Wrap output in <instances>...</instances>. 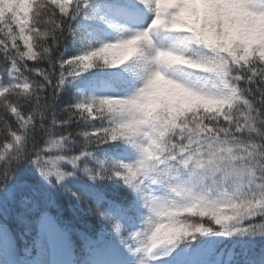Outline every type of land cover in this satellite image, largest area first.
I'll return each instance as SVG.
<instances>
[{"label": "snow or ice", "instance_id": "obj_1", "mask_svg": "<svg viewBox=\"0 0 264 264\" xmlns=\"http://www.w3.org/2000/svg\"><path fill=\"white\" fill-rule=\"evenodd\" d=\"M0 264H264V0H0Z\"/></svg>", "mask_w": 264, "mask_h": 264}, {"label": "trees", "instance_id": "obj_2", "mask_svg": "<svg viewBox=\"0 0 264 264\" xmlns=\"http://www.w3.org/2000/svg\"><path fill=\"white\" fill-rule=\"evenodd\" d=\"M83 207H84L85 210H88V209L90 208V206H89L87 203H85V204L83 205Z\"/></svg>", "mask_w": 264, "mask_h": 264}]
</instances>
